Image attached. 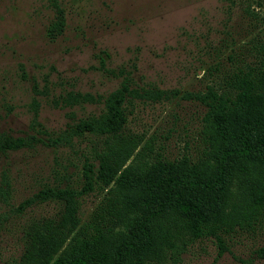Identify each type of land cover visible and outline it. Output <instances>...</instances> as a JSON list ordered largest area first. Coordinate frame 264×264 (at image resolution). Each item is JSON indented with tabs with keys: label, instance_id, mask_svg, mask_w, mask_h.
Listing matches in <instances>:
<instances>
[{
	"label": "rangeland",
	"instance_id": "374dc122",
	"mask_svg": "<svg viewBox=\"0 0 264 264\" xmlns=\"http://www.w3.org/2000/svg\"><path fill=\"white\" fill-rule=\"evenodd\" d=\"M57 8L63 24L51 35ZM237 68L263 72L264 104V0H0V140L15 142L0 146V264H43L69 249L86 221L104 246L124 238L138 216L137 190L95 184L72 209L34 196L80 189L84 162L96 169L99 157L116 175L145 172L161 157L206 168L205 107L183 93L212 88L233 98L225 76ZM124 77L166 97L133 98L118 130L77 133ZM263 190L264 164L245 162L212 234L194 238L168 212L153 222L156 252L143 264H264V203L255 200Z\"/></svg>",
	"mask_w": 264,
	"mask_h": 264
},
{
	"label": "trees",
	"instance_id": "16d2710c",
	"mask_svg": "<svg viewBox=\"0 0 264 264\" xmlns=\"http://www.w3.org/2000/svg\"><path fill=\"white\" fill-rule=\"evenodd\" d=\"M56 10L57 18L48 27L51 35L59 32L63 24L62 12L59 8ZM258 75L263 77V72L237 68L225 76V85L233 90V98L212 88L183 93L205 107L202 120L210 129L213 143L211 164L206 168L190 167L184 162L161 157L145 172L124 169L116 175V170L99 157L96 169L91 163L84 162L80 189L48 187L37 192L34 197L39 201L55 197L64 199L71 207L95 184L105 187L114 181L123 188L137 190L139 210L126 236L115 244L104 246L101 229L86 221L79 227L78 233L82 236H74V244H70L69 249L53 259L47 257L43 264H143L146 257L156 252L153 222L168 212L183 218L194 238L212 234L213 222L226 202L234 170L242 169L245 162L264 164V104L257 95ZM131 83V78L124 77L119 87L104 98L103 110L78 121L74 130L95 134L118 130L125 122L124 108L131 105L133 98L166 97L164 90L131 86ZM176 93L172 91L171 94ZM73 99L76 98L73 96ZM83 99L92 98L83 95ZM14 144L8 138L0 140L1 147L12 148ZM255 200L264 203V190Z\"/></svg>",
	"mask_w": 264,
	"mask_h": 264
}]
</instances>
